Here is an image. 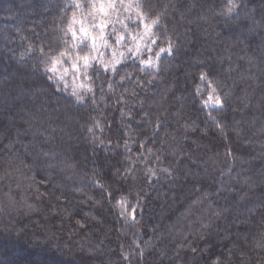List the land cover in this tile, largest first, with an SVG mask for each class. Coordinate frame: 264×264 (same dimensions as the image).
Returning a JSON list of instances; mask_svg holds the SVG:
<instances>
[{
	"label": "clouds",
	"instance_id": "clouds-1",
	"mask_svg": "<svg viewBox=\"0 0 264 264\" xmlns=\"http://www.w3.org/2000/svg\"><path fill=\"white\" fill-rule=\"evenodd\" d=\"M0 238L16 264H264V0L0 10Z\"/></svg>",
	"mask_w": 264,
	"mask_h": 264
},
{
	"label": "trees",
	"instance_id": "trees-1",
	"mask_svg": "<svg viewBox=\"0 0 264 264\" xmlns=\"http://www.w3.org/2000/svg\"><path fill=\"white\" fill-rule=\"evenodd\" d=\"M15 0H0V10H11ZM19 252L10 241L0 238V264H16Z\"/></svg>",
	"mask_w": 264,
	"mask_h": 264
}]
</instances>
